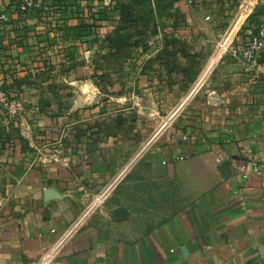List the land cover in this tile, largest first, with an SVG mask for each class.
Here are the masks:
<instances>
[{"label": "crops", "instance_id": "1", "mask_svg": "<svg viewBox=\"0 0 264 264\" xmlns=\"http://www.w3.org/2000/svg\"><path fill=\"white\" fill-rule=\"evenodd\" d=\"M246 1L0 0V264L84 215L49 264H264V82L214 55Z\"/></svg>", "mask_w": 264, "mask_h": 264}, {"label": "built area", "instance_id": "2", "mask_svg": "<svg viewBox=\"0 0 264 264\" xmlns=\"http://www.w3.org/2000/svg\"><path fill=\"white\" fill-rule=\"evenodd\" d=\"M10 1L13 2L16 5V9L22 13H27V12L33 10L34 8H36L38 5V0H10ZM241 7H240V9H241ZM241 17H243V15H241L240 18ZM7 19H8L7 18V12L5 10L1 11L0 12V26L4 22H6ZM227 37L228 36H226V38H224L225 40L223 41V43H220V44H223L224 46H226L227 44L231 45V42H233V38H230L229 40H227ZM247 37H248V40L246 42L233 46V48L230 50V54L233 58L239 59L240 61L248 64V66H250L251 70L254 72L256 79L264 82V64L259 65L256 62L259 55L262 52H264V19L261 20V22H260L259 26L256 28V30L255 31L252 30L248 34ZM220 48H222V45H220ZM0 102L4 103V105H6L10 110H13V111H17V110L21 109V107H22L21 104L18 102L9 101L8 98L6 97V95L1 91H0ZM107 191H108V189L105 191V193ZM85 216L86 215L81 217V219L77 222L78 225L75 228V230L78 228V226L80 225L82 220L85 218ZM63 239L60 241L58 246H56L55 249L50 254L46 255L45 258L39 264H49L54 253L57 251V249L60 247V245H62L66 241V239L64 241H63Z\"/></svg>", "mask_w": 264, "mask_h": 264}, {"label": "water", "instance_id": "3", "mask_svg": "<svg viewBox=\"0 0 264 264\" xmlns=\"http://www.w3.org/2000/svg\"><path fill=\"white\" fill-rule=\"evenodd\" d=\"M256 62H257V64H259V65H261V64H264V52H262L260 55H259V57L257 58V60H256ZM196 89V88H195ZM194 89V90H195ZM194 90L192 91V93L194 92ZM191 93V94H192ZM81 98H79V100H78V106L75 108V110H78V109H80L81 107H82V105H81ZM155 137V136H154ZM153 137V138H154ZM152 138V139H153ZM151 141V140H150ZM141 154V152L138 154V156ZM137 156V157H138ZM136 157V158H137ZM136 158H135V160H136ZM134 160V161H135ZM218 170H219V172H220V174H221V177L222 178H224V179H226V178H228L230 175H231V173H232V170H231V164H230V161H225V162H223L219 167H218ZM122 175V174H121ZM120 177V176H119ZM48 194H50V195H52L53 196V192L52 191H49L48 192ZM128 215H129V212H128V210L126 209V208H124V207H119V208H116V209H114V210H112L111 212H110V217L112 218V219H114V220H116V221H123V220H125L127 217H128ZM77 225H78V223L68 232V234L65 236V238L63 239V241L65 240V239H67L69 236H70V234L75 230V228L77 227Z\"/></svg>", "mask_w": 264, "mask_h": 264}, {"label": "rangeland", "instance_id": "4", "mask_svg": "<svg viewBox=\"0 0 264 264\" xmlns=\"http://www.w3.org/2000/svg\"><path fill=\"white\" fill-rule=\"evenodd\" d=\"M264 0H259L257 1V4L255 5V8L254 10L258 9V8H262L264 6ZM254 4L250 3V2H244L240 7L241 9L239 10V14H238V17L236 18V20L234 21V23L232 24V26H234L235 23H237L239 20V24L237 26V28L235 29V33L233 34V36L231 38H233V42H231V45H226L225 46V50H223L222 54L217 58V61L219 60L220 57H222L223 55H225L226 53L228 55H231L230 54V50L233 48V46L235 45H238L237 41H236V38L242 34H244V27H242V23L245 21L246 18H249L254 12L256 11H252L250 10V6H252ZM243 15V17L240 18V16ZM232 26L230 27V29L232 28ZM230 29L228 30V32L230 31ZM228 33H226L227 35ZM225 35V36H226ZM225 38V37H224ZM223 38V40L221 41V43H223V41L225 40ZM220 45H223V44H219V46L217 47V49L214 51V55L216 53H218V51H220ZM229 46V47H228ZM207 77V76H206Z\"/></svg>", "mask_w": 264, "mask_h": 264}, {"label": "trees", "instance_id": "5", "mask_svg": "<svg viewBox=\"0 0 264 264\" xmlns=\"http://www.w3.org/2000/svg\"><path fill=\"white\" fill-rule=\"evenodd\" d=\"M260 15V13L258 11L254 12L250 17L249 20L253 21L256 25L254 31L256 30V28L259 26L261 20L256 19V17H258Z\"/></svg>", "mask_w": 264, "mask_h": 264}]
</instances>
